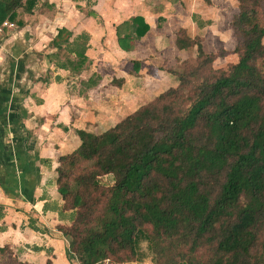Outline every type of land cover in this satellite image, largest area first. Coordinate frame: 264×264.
I'll return each mask as SVG.
<instances>
[{
  "label": "trees",
  "instance_id": "trees-1",
  "mask_svg": "<svg viewBox=\"0 0 264 264\" xmlns=\"http://www.w3.org/2000/svg\"><path fill=\"white\" fill-rule=\"evenodd\" d=\"M236 1L235 63L214 68L229 50L206 52L201 37L178 29L177 47H196V56L170 70L176 86L99 134L77 130L79 145L58 157L56 187L71 221L57 228L69 260L126 263L145 235L155 264H264V0ZM35 3L0 0V25ZM131 22L124 38L148 30L140 17ZM87 42L85 32L58 28L57 65L84 63ZM0 264L32 263L5 244Z\"/></svg>",
  "mask_w": 264,
  "mask_h": 264
},
{
  "label": "crops",
  "instance_id": "crops-1",
  "mask_svg": "<svg viewBox=\"0 0 264 264\" xmlns=\"http://www.w3.org/2000/svg\"><path fill=\"white\" fill-rule=\"evenodd\" d=\"M49 2L56 10L43 5L33 17L24 13V26L0 37V246L10 245L32 264H71L57 228L71 220L56 187L58 157L78 146L77 130L99 134L176 86L169 76L168 86L142 103L196 50L177 47V30L205 40L216 34L218 40L237 1ZM234 14L226 19L229 27ZM134 17L148 30L124 38L134 32ZM60 27L73 38L88 34L84 63L57 65L50 41Z\"/></svg>",
  "mask_w": 264,
  "mask_h": 264
},
{
  "label": "rangeland",
  "instance_id": "rangeland-1",
  "mask_svg": "<svg viewBox=\"0 0 264 264\" xmlns=\"http://www.w3.org/2000/svg\"><path fill=\"white\" fill-rule=\"evenodd\" d=\"M65 0H61L62 3H64ZM77 1H81V0H77ZM91 1V0H89ZM67 3H69V0H67ZM237 3V2H236ZM35 6L33 8V10L31 12H26L24 11L22 8L17 10V17L16 20L14 21L15 26L13 28H5L3 30V33L0 34V37L8 34V33H12L15 32L16 30H19L22 26H24V24L27 22L24 20V13H28L29 17H33L36 13V11H38L40 8L43 7V5H47L49 6V10H56V7H54L55 2H49V0H36ZM78 5V7H81V4H76ZM238 11V4L235 5V8L230 10V14H234L235 12ZM230 14L228 12H226V16L225 19L223 20V22H225V25H223L222 28V33L219 36V39L217 40L216 38V34H214V36L212 37L211 35L207 36L206 40L203 39L202 40V44H203V48L206 52H216V51H220L222 49H227L229 50V52L224 55V56H218L214 61H213V67L214 68H224L226 69L229 64L231 63H235L238 60V56L236 53H234L232 50L235 47V43H236V37L234 32L230 29L229 25L227 24V20L228 17L230 16ZM231 21V19H230ZM263 43H264V38H263ZM191 51L190 54L191 56L189 58H187L189 61L194 62L195 61V56H196V50L192 51V48L190 49ZM178 67V66H177ZM182 69V64L179 68V70ZM171 76V78L173 79L174 83H177V78L175 75H166L165 77L161 78V81L156 82L154 85V91H152L151 93H149L147 95V97L142 101V103L146 102L150 97H152L153 95L157 94L159 91H162L163 88H165L166 86H168L166 79ZM112 125V123H110ZM95 134V133H94ZM78 135V134H77ZM80 143V138L78 136V145ZM100 180L102 182H105L107 184H111L112 183V179L110 175H105L103 177L100 178ZM71 212V211H70ZM71 221V220H70ZM144 231H147L149 229V226H145ZM66 243L68 244V240L66 239ZM14 252L16 253V251L14 250ZM18 255V254H17ZM71 264H78L77 260L75 258H73L72 260H70ZM102 264H115L112 262H104ZM119 264H155V256L154 253L151 251L150 246H149V242L148 239L145 237V235L140 236L139 240H138V244H137V257L129 262L126 263H119Z\"/></svg>",
  "mask_w": 264,
  "mask_h": 264
},
{
  "label": "built area",
  "instance_id": "built-area-1",
  "mask_svg": "<svg viewBox=\"0 0 264 264\" xmlns=\"http://www.w3.org/2000/svg\"><path fill=\"white\" fill-rule=\"evenodd\" d=\"M15 26L14 22H11L9 20H5L2 22V24L0 25V34L3 33V30L5 28H13Z\"/></svg>",
  "mask_w": 264,
  "mask_h": 264
}]
</instances>
